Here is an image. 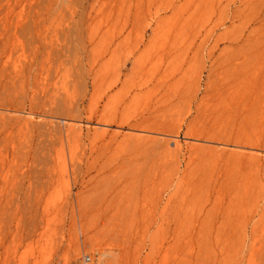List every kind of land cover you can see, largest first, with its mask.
Instances as JSON below:
<instances>
[{"label": "rangeland", "instance_id": "obj_1", "mask_svg": "<svg viewBox=\"0 0 264 264\" xmlns=\"http://www.w3.org/2000/svg\"><path fill=\"white\" fill-rule=\"evenodd\" d=\"M251 1H4L0 264H264Z\"/></svg>", "mask_w": 264, "mask_h": 264}, {"label": "bare ground", "instance_id": "obj_2", "mask_svg": "<svg viewBox=\"0 0 264 264\" xmlns=\"http://www.w3.org/2000/svg\"><path fill=\"white\" fill-rule=\"evenodd\" d=\"M4 1L0 0V15L1 13L5 14L4 11L8 14L7 10L3 9ZM237 18L238 24L236 28L237 34L235 47L237 63L234 68L236 82L234 83L238 88V90H236L244 97L245 94L250 96L253 95L255 85L258 82H260L258 83L259 85L261 84V90L264 91V0L251 1L247 7L238 10ZM1 24L5 25L3 22H1ZM5 26H7V24ZM0 41V44L7 46V40L3 41L0 39ZM224 89L226 90V88ZM262 99H264V97Z\"/></svg>", "mask_w": 264, "mask_h": 264}, {"label": "built area", "instance_id": "obj_3", "mask_svg": "<svg viewBox=\"0 0 264 264\" xmlns=\"http://www.w3.org/2000/svg\"><path fill=\"white\" fill-rule=\"evenodd\" d=\"M90 261H91V257H90V256H86V257L84 258V263H85V264L90 263Z\"/></svg>", "mask_w": 264, "mask_h": 264}]
</instances>
